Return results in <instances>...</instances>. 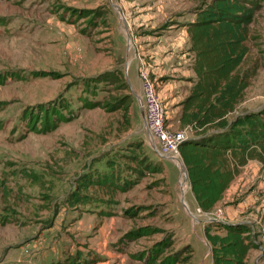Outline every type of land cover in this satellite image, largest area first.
I'll return each instance as SVG.
<instances>
[{"label": "rangeland", "instance_id": "374dc122", "mask_svg": "<svg viewBox=\"0 0 264 264\" xmlns=\"http://www.w3.org/2000/svg\"><path fill=\"white\" fill-rule=\"evenodd\" d=\"M203 1L0 0V264H97L103 259L113 262L110 254L118 252L126 254L128 264L129 258L146 259L159 246H168L159 260L183 250L172 264H192L185 249L207 247L202 231L194 234L190 222L196 220L182 202L180 167L157 152L145 122L131 116L127 124L123 112L110 105L128 94L127 86L109 80L110 72L83 76L86 50L91 61L101 56L105 44L108 20L100 19L103 12L126 4L137 9L145 3L156 10L160 26L166 16L187 21L186 15ZM90 17H96L94 22ZM88 30L98 34L90 42L84 40ZM249 34V53L240 69L249 87L237 114L264 112V6ZM91 64L96 66L97 59ZM123 66L122 78L128 71V65L125 70ZM165 108L170 126L179 111L171 105ZM133 148H139L137 156L146 163L143 178L139 185L115 194V207L69 204L80 179L94 171L102 175L108 158L128 162L121 156ZM167 181L175 196L171 212ZM187 193L185 199L195 213ZM102 212L121 218V234H97ZM136 230H141L139 235H134Z\"/></svg>", "mask_w": 264, "mask_h": 264}, {"label": "trees", "instance_id": "16d2710c", "mask_svg": "<svg viewBox=\"0 0 264 264\" xmlns=\"http://www.w3.org/2000/svg\"><path fill=\"white\" fill-rule=\"evenodd\" d=\"M263 6L264 0H206L196 9L195 21L188 24L196 79L188 96L179 104V126L188 128L191 133L181 146V158L188 174L189 191L205 213H211L223 198L241 167L251 160L264 162V112L235 114L249 87V79L240 69L249 53L250 27ZM110 73L113 78L109 80L127 86L125 76ZM130 100L131 95L127 94L110 104L123 112L127 124ZM138 154L139 148H133L130 154L122 155L121 158L128 160L124 164L116 158H108L107 170L102 175L94 171L80 179L79 189L71 194L69 204L72 207H115L117 192L141 183L146 163L140 162ZM109 213L101 214L109 216ZM207 225L205 234L212 248L213 264H253L249 255L258 245L248 226L223 224L225 233L218 234ZM139 231L134 235H139ZM166 247L154 249L146 262L172 264L171 259H177L183 252L159 260ZM187 251L188 257H192L194 251L186 248L184 253Z\"/></svg>", "mask_w": 264, "mask_h": 264}, {"label": "crops", "instance_id": "0c3cea01", "mask_svg": "<svg viewBox=\"0 0 264 264\" xmlns=\"http://www.w3.org/2000/svg\"><path fill=\"white\" fill-rule=\"evenodd\" d=\"M134 7L130 8L129 4L124 7L117 5V11L113 10L114 12L112 13L103 12L101 14L100 19L104 18V22L106 19L108 20L107 36L102 40L105 41V44L99 51L100 54L98 55L101 56H97L91 61L88 57L91 54L86 50L84 59H87L88 64L83 76L90 78L95 74H103L105 72H114L119 75L123 71L121 69L122 65L124 64V70L126 65H128L127 73L124 72L128 94L131 95L128 118L136 116V121L138 122L141 119L144 125V113L141 107L138 108V105H140L139 99L143 96L142 81L139 76L140 66L143 64L148 66L150 77L160 99L165 104L164 106L171 105V107L178 109L180 112L179 104L188 96L193 80L196 79V74L193 70L194 54L191 51V40L188 33V24L195 21L196 14L192 11L186 15L187 21H185V17L182 19L176 17L178 20H174L166 16L164 24L159 26L156 24L158 20L156 10L151 7L147 8L145 3L138 5L139 8L137 9ZM163 7L167 11L165 6ZM92 11H95V9L89 10L86 17H89L88 15ZM158 13H163V10L159 9ZM95 18L90 17L89 19L94 22ZM88 24L90 23L88 22ZM82 27H87V25L84 24ZM90 33L91 31L88 30L87 36L84 38L87 42L91 41L92 36L98 35L97 33ZM132 45L133 47L131 48ZM105 47H108L107 56L104 52ZM132 51L133 55L131 54ZM96 59V66H91V62H95ZM120 59H123L124 62H121ZM178 116L176 121L172 122L170 126L168 125L170 128L181 129ZM184 129L188 130V132L190 131L188 128ZM167 187L170 192L168 209L171 212V204L175 200V196L168 181ZM187 194L189 195L190 203L196 210L193 213L197 214L199 208L191 190ZM217 210H222L223 212V224H243L251 229L252 239L256 242L258 248L250 252V262L253 264H264V162L251 160L247 165L241 167L240 172L231 182L223 198L212 211L215 212ZM96 214H98V211ZM172 215L180 226L179 219L173 213ZM99 217H102V221H100L97 234L109 232L112 235L123 232L124 228L120 226L121 218H118V216L107 217L99 215ZM205 218V212L197 214L195 223H190L193 224H191V228L194 234L198 235L202 231L206 238L207 223ZM191 219L194 221L193 217ZM217 229L218 231H215ZM211 230L218 234L225 233L223 226H219V228L213 227ZM180 233H182V228ZM206 241L207 247L193 248L192 264H213L212 248L207 238ZM103 254L105 255V253ZM110 255L115 257L113 262H105L103 259L98 261L97 264H125L124 261L127 256L124 252ZM117 256H119V261L116 259ZM107 259L109 260V258ZM128 264L149 263L146 262V259L131 260L129 258Z\"/></svg>", "mask_w": 264, "mask_h": 264}, {"label": "built area", "instance_id": "2783aa9c", "mask_svg": "<svg viewBox=\"0 0 264 264\" xmlns=\"http://www.w3.org/2000/svg\"><path fill=\"white\" fill-rule=\"evenodd\" d=\"M139 76L142 81L143 96L139 99L145 112V128L151 141L155 142L157 152L165 159L174 161L181 170L179 186L182 192L183 203L190 210L189 204L185 199L186 193L189 191V181L183 172V161L181 158V146L188 139V130H172L167 124V111L159 97L153 80L150 77L148 66L143 64L140 66ZM181 198V199H182ZM192 213L194 220L197 217ZM198 209L197 214H203ZM206 223L214 224L223 221L222 210L206 213Z\"/></svg>", "mask_w": 264, "mask_h": 264}, {"label": "water", "instance_id": "95a60500", "mask_svg": "<svg viewBox=\"0 0 264 264\" xmlns=\"http://www.w3.org/2000/svg\"><path fill=\"white\" fill-rule=\"evenodd\" d=\"M140 105H141V103H140ZM141 109H142V111H143V113H144V116H145V112H144V110H143V108L141 107ZM185 166L183 165V172H184V174H185V177H186V179L188 180V174H187V170H186V168H184ZM183 200H184V197L182 198V202H183ZM184 204V203H183ZM184 206H185V208H186V210L188 211V213H190L191 215H192V213H191V211L188 209V207L184 204Z\"/></svg>", "mask_w": 264, "mask_h": 264}]
</instances>
